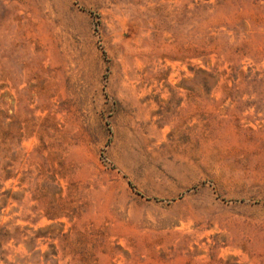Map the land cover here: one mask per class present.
Returning <instances> with one entry per match:
<instances>
[{
  "label": "rangeland",
  "instance_id": "rangeland-1",
  "mask_svg": "<svg viewBox=\"0 0 264 264\" xmlns=\"http://www.w3.org/2000/svg\"><path fill=\"white\" fill-rule=\"evenodd\" d=\"M0 264H264V0H0Z\"/></svg>",
  "mask_w": 264,
  "mask_h": 264
}]
</instances>
